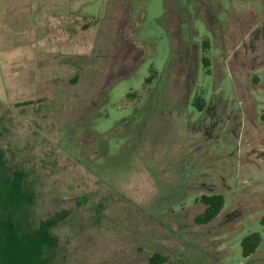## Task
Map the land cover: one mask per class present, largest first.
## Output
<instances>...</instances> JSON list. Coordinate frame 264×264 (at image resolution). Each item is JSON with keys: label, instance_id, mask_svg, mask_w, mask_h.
Instances as JSON below:
<instances>
[{"label": "rangeland", "instance_id": "obj_1", "mask_svg": "<svg viewBox=\"0 0 264 264\" xmlns=\"http://www.w3.org/2000/svg\"><path fill=\"white\" fill-rule=\"evenodd\" d=\"M0 132L48 264H264V0H0Z\"/></svg>", "mask_w": 264, "mask_h": 264}, {"label": "trees", "instance_id": "obj_2", "mask_svg": "<svg viewBox=\"0 0 264 264\" xmlns=\"http://www.w3.org/2000/svg\"><path fill=\"white\" fill-rule=\"evenodd\" d=\"M27 175L23 168H10L1 150L0 132V264H48L49 251L59 244L60 239L54 229L69 215L68 210L57 211L43 218L38 226L26 227L20 212L36 198L35 192L26 184ZM202 201L207 207L196 220L209 223L223 209L225 196L221 193L204 194ZM261 241L262 235L258 231L246 235L241 242L243 255L253 254ZM165 260L166 257L158 253L151 258L152 263Z\"/></svg>", "mask_w": 264, "mask_h": 264}]
</instances>
